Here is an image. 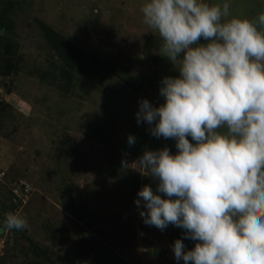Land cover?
Here are the masks:
<instances>
[{
  "label": "rangeland",
  "instance_id": "obj_1",
  "mask_svg": "<svg viewBox=\"0 0 264 264\" xmlns=\"http://www.w3.org/2000/svg\"><path fill=\"white\" fill-rule=\"evenodd\" d=\"M145 2L0 0L1 264H184L174 259V241L186 251L201 243L171 224H144L146 210L134 203L145 185L165 197L141 173L143 153L178 152L174 138L153 137L136 120L142 100L164 103L162 79L180 75L144 23ZM227 2L225 19L264 13V0ZM43 26L79 49L67 91L51 76L60 65ZM10 212L28 227L5 230Z\"/></svg>",
  "mask_w": 264,
  "mask_h": 264
},
{
  "label": "clouds",
  "instance_id": "obj_2",
  "mask_svg": "<svg viewBox=\"0 0 264 264\" xmlns=\"http://www.w3.org/2000/svg\"><path fill=\"white\" fill-rule=\"evenodd\" d=\"M141 12L180 75L162 79L163 104L142 100L136 113L153 137L174 138L178 149L146 150L136 162L167 197L143 186L139 214L146 225L171 224L201 242L186 251L175 240L177 262L264 264V13L225 19L227 0H146ZM3 227L23 230L28 221L10 212Z\"/></svg>",
  "mask_w": 264,
  "mask_h": 264
},
{
  "label": "trees",
  "instance_id": "obj_3",
  "mask_svg": "<svg viewBox=\"0 0 264 264\" xmlns=\"http://www.w3.org/2000/svg\"><path fill=\"white\" fill-rule=\"evenodd\" d=\"M42 31L49 40L52 52L55 53V56L59 60L60 66L58 67L53 65L54 69L51 72V76H53V80L57 78V74L61 76L64 84L62 89L63 91H67L70 85V74L76 63L77 57L79 56V53L77 52L79 49L73 45L70 40L58 36L48 27L43 26ZM44 76H46V73ZM42 78L44 79V77ZM33 247H36L35 244H33Z\"/></svg>",
  "mask_w": 264,
  "mask_h": 264
},
{
  "label": "bare ground",
  "instance_id": "obj_4",
  "mask_svg": "<svg viewBox=\"0 0 264 264\" xmlns=\"http://www.w3.org/2000/svg\"><path fill=\"white\" fill-rule=\"evenodd\" d=\"M165 198V197H164Z\"/></svg>",
  "mask_w": 264,
  "mask_h": 264
}]
</instances>
